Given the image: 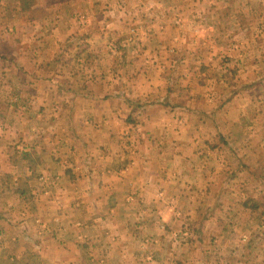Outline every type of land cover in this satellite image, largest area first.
I'll return each instance as SVG.
<instances>
[{
  "label": "clouds",
  "instance_id": "clouds-1",
  "mask_svg": "<svg viewBox=\"0 0 264 264\" xmlns=\"http://www.w3.org/2000/svg\"><path fill=\"white\" fill-rule=\"evenodd\" d=\"M5 43L0 264H264V0H0Z\"/></svg>",
  "mask_w": 264,
  "mask_h": 264
},
{
  "label": "crops",
  "instance_id": "crops-1",
  "mask_svg": "<svg viewBox=\"0 0 264 264\" xmlns=\"http://www.w3.org/2000/svg\"><path fill=\"white\" fill-rule=\"evenodd\" d=\"M21 8L25 11L29 10L31 8V5L35 2V0H32L31 2H29L28 4H24V2L22 0H18ZM13 59V52L12 50L9 48V46L5 43V45H0V62L3 61H11ZM61 59H63V57H58L56 60V63L59 64ZM18 76L21 80V82H24L27 78V73L21 71H18ZM35 91V90H33ZM222 139V138H221ZM43 151V150H41ZM24 159L28 161V163L30 164L31 167H33L34 169L43 165L44 164V160L42 159V156L39 154H36L35 152H33L31 155H29L28 153H25L24 155ZM66 175H69L71 178L75 179L74 176H72V170L71 169H66L65 170ZM29 191L28 185L26 183H22L20 185V195L24 196L26 195V193ZM70 204L74 203V202H69ZM0 218H2V213H0ZM88 262V257L84 256L81 260V264H87Z\"/></svg>",
  "mask_w": 264,
  "mask_h": 264
},
{
  "label": "rangeland",
  "instance_id": "rangeland-1",
  "mask_svg": "<svg viewBox=\"0 0 264 264\" xmlns=\"http://www.w3.org/2000/svg\"><path fill=\"white\" fill-rule=\"evenodd\" d=\"M70 59H71L70 57L66 59L63 58L61 59L59 64H63L64 66H66ZM201 70L202 71L204 70L203 67ZM205 83L206 82H202L201 86L203 87ZM247 87L251 88L256 95H260L264 93V79L253 81L249 85H247ZM257 172L258 174H264V168L258 169ZM256 207H258V205L253 204V209H255Z\"/></svg>",
  "mask_w": 264,
  "mask_h": 264
},
{
  "label": "trees",
  "instance_id": "trees-1",
  "mask_svg": "<svg viewBox=\"0 0 264 264\" xmlns=\"http://www.w3.org/2000/svg\"><path fill=\"white\" fill-rule=\"evenodd\" d=\"M24 2V4H28L29 2H31L32 0H22Z\"/></svg>",
  "mask_w": 264,
  "mask_h": 264
}]
</instances>
